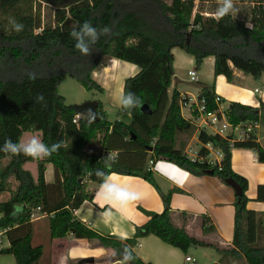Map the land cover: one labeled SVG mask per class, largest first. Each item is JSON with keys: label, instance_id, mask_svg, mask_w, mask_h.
<instances>
[{"label": "trees", "instance_id": "1", "mask_svg": "<svg viewBox=\"0 0 264 264\" xmlns=\"http://www.w3.org/2000/svg\"><path fill=\"white\" fill-rule=\"evenodd\" d=\"M234 3L237 11L217 22L212 18L215 0H0V145L9 138L18 141L27 131L39 132L45 144L64 145L51 156L36 159L35 178L23 168L32 157L0 152V160L7 158L0 167V193L6 190L8 177L16 181L8 199L0 202V229L8 241L0 254H10L15 264H38L41 246L30 244V220L44 215L48 218L49 237L84 238L90 246L113 250L123 264H146L130 247L137 238L149 234L183 253L190 246H204L242 259L243 264H264V242L260 243L264 241V212L246 207V180L230 167L233 149L251 150L260 163H264V149L254 133L244 140L229 141V136L221 138L199 131L197 140L210 142L220 151L221 159L211 168L204 160H189L183 147L193 125L180 114L185 98L175 89L167 93L173 75L172 48L190 56L194 70L211 57L213 79L222 75L229 81L231 68L260 79L264 73V0ZM42 5L51 9L48 22L42 21ZM9 17L24 25L21 32L11 30ZM85 21L98 30L105 26L110 30L91 46L89 56L81 55L74 47L70 34L74 25ZM104 56L138 68L123 80L121 91L134 92L150 112L143 114L139 107L119 109L129 115L128 123L109 122L96 100L99 119L84 124L81 118L74 124L72 105L65 104L57 93L60 78L67 75L86 91L102 92L92 73ZM29 73L36 78L30 79ZM195 85L197 99L202 97L208 110L216 108L213 80ZM38 94L44 97L41 103L36 102ZM225 114L231 124L248 121L264 126L261 102L254 107L231 101ZM93 143L98 150L88 149ZM106 153H114L115 157L109 159ZM205 154L203 148L198 150L199 157ZM147 161L169 162L195 176L208 175L211 169V175L223 184L226 178L237 183L241 194L238 201L236 197L233 201L229 245L197 239L183 225L175 224V213L168 207L171 191L160 193L163 210L150 213L142 225L135 226L131 238L100 235L74 217L76 208L91 198L89 184L94 188L102 184L97 169L107 175L140 177L158 190L150 169L144 167ZM45 164L52 166L51 182L44 180ZM254 201L264 202V180L256 186ZM204 223L202 219V232H213V227H205ZM126 252L133 257L127 262L123 259Z\"/></svg>", "mask_w": 264, "mask_h": 264}, {"label": "crops", "instance_id": "2", "mask_svg": "<svg viewBox=\"0 0 264 264\" xmlns=\"http://www.w3.org/2000/svg\"><path fill=\"white\" fill-rule=\"evenodd\" d=\"M171 53L173 56V75L167 93L169 94L172 89H175L182 96H196L197 87L195 86L193 91H189L186 85L189 82L178 76L175 67L177 59H182L185 54L183 55V52H179L177 48H172ZM205 59L210 60L212 63L211 57ZM186 61L191 63L192 58L186 56ZM137 71L138 68L133 64L104 56L100 66L93 71L92 78L107 94L108 88L111 87L121 91L123 80L134 75ZM206 80L207 83L204 84H209L213 80L214 93L220 98L219 105L221 108H226L227 103L231 101L254 107L258 106L259 102L264 105V73L260 79L255 80L251 76L231 68V79L229 81L222 75H217L213 79L212 71ZM196 82H200L197 77ZM105 102L107 103V101ZM100 104V110L106 116L102 102ZM222 104L225 106H222ZM184 111L186 110L181 109L180 114L185 118L187 113H184ZM124 115L126 120L118 117L119 119L116 118L114 121L128 123L129 115L126 113ZM261 126L258 124L254 135L259 146L264 149V144L261 141L264 134L262 137H257ZM262 127L264 128V126ZM193 139L195 140L194 134ZM147 162L145 168H147ZM5 163V160L1 159L0 167ZM230 167L234 173L246 180L245 195L249 199L246 207L256 213L264 212V202L254 201L256 186L264 180V163L258 162L254 152L249 149H233L230 156ZM150 171L158 190L140 177L116 173L109 175L114 176L117 183L125 185L129 190L140 194L139 199L124 204L109 199L101 191V184L94 188L93 184L90 183L88 189L91 188L89 191L91 192V198L83 201L76 208L74 217L100 235H114L120 239L131 238L135 226L142 225L148 219L150 213H159L163 210L164 205L160 193L165 194L167 191H171L168 207L170 211L175 213L173 216L175 224L183 225L188 232L192 228L195 230L197 225L200 226L203 219L204 226L211 225L213 232L208 233L210 239L206 237V234L201 240L214 242L222 246L230 244L234 193L229 186L223 184L215 176L209 174L191 175L174 164L165 161H156ZM29 173L32 178L36 177V169L35 176L33 172ZM50 175L53 176L52 168L50 170V164H45L43 173L45 182H51ZM3 195H6L7 199L9 197V194L5 191L0 193V202L7 200L3 198ZM180 212L184 214L180 215ZM30 228V244L41 246L38 264H123L113 250L90 246L84 238H74L72 236L49 237L47 216L38 215L33 217L30 220ZM0 247L2 249L8 247L3 229H0ZM130 248L146 264H180L181 260L188 262L184 260L186 255H181L178 248L167 245L150 234L137 238L136 244ZM93 259L95 260L94 263H90ZM0 264L15 263L10 254L1 253Z\"/></svg>", "mask_w": 264, "mask_h": 264}, {"label": "rangeland", "instance_id": "3", "mask_svg": "<svg viewBox=\"0 0 264 264\" xmlns=\"http://www.w3.org/2000/svg\"><path fill=\"white\" fill-rule=\"evenodd\" d=\"M243 1H247V0H243ZM204 5L209 6L210 3L204 4ZM40 11H41L42 21L48 22V20L51 19V9H49L47 6L42 5V7L40 8ZM177 50L179 52H182L178 48H177ZM184 54L185 53L183 52V55ZM186 56L188 57V55L185 54L184 57H182V59H179V60L177 59V61L175 62V67H176L178 76L180 78H182L183 80H187L189 82L188 84L186 83L189 91H193L194 87L196 86L195 84L197 83L196 77L200 81V83H207L206 79H208L209 75H211L212 63L208 59L203 60L202 63L199 65L198 69H195V81L190 82L188 80V77L186 76L185 72L187 70L194 69V64H193V61L191 63H188L186 61ZM120 92L121 91L117 90L116 88H112V87L108 88L107 94L104 93L103 91L102 92H97L95 90L86 91L73 78H71L67 75L62 76L60 78L58 85H57V93L63 97L65 104L73 105V104H78L81 102L93 101V100H95V101L98 100V101L102 102V105L104 106V110H105V114H106L105 117L110 122H113L118 117L121 118L122 120L123 119L126 120L124 113H122V112L119 113L118 107H116V105L114 104L113 95L115 94V96H116ZM105 101H107V103ZM109 103H110V106H109ZM222 106H225V105L222 104ZM184 113H185V111H184ZM192 131L193 132L191 133L190 137L187 138L185 141V145L183 147V150L185 148H187L188 146L192 147L193 144L195 146V141L193 139L194 127H193ZM263 132H264V128L261 126L258 130V136L257 137H262V135L264 134ZM32 136H37L39 138V132H37V131L22 132L20 134L18 141L27 140ZM261 141L264 144V136L262 137ZM94 148H97V150L99 149L98 145H96L95 143L88 146V149H90V150H93ZM3 160H5V162H7V158H4ZM23 167L27 171L33 172V174L35 176L36 159L32 158L31 160L26 161L23 164ZM51 168H52V166L50 165V170H51ZM51 176L52 175H50V180L52 181L53 176L52 177ZM7 180L5 182V187H6L5 192L7 194H9L15 189L16 181L13 179L12 176L8 177ZM88 190L90 191L91 188ZM3 198L7 199L6 195H3ZM193 229L194 228H192L191 230H188L189 235H191L192 237H195L197 239H202V238H204L203 236L206 234H207L206 237L210 236L208 233L201 232L202 231L201 230V224H200V226L197 225L195 227V230H193ZM210 238L211 237H208V239H210ZM263 242L264 241L262 239L260 243H263ZM179 252L181 255L184 254V255L189 256L190 258L193 259V261H190V262H183V260H181L183 262V264H213V263H217V264H243L242 259L232 257L231 255L219 254L211 247L190 246V247H188V249L186 250L185 253H183L180 250H179ZM182 262H180V264Z\"/></svg>", "mask_w": 264, "mask_h": 264}, {"label": "clouds", "instance_id": "4", "mask_svg": "<svg viewBox=\"0 0 264 264\" xmlns=\"http://www.w3.org/2000/svg\"><path fill=\"white\" fill-rule=\"evenodd\" d=\"M215 3L216 10L212 18L217 22L225 16L231 15L237 11L234 0H215ZM8 23L11 25V30L17 33L21 32L24 28L22 23H18L16 19L12 17H9ZM109 31L107 26L98 30L90 22L85 21L83 24L74 25L70 34L75 41L74 47L81 55L89 56L92 53L91 46L96 43L101 35L107 34ZM29 78L35 79L36 75L34 73H29ZM113 99L116 107L121 110H131L133 108L142 107L140 98L131 91H121L118 95L114 96ZM43 101V95L38 94L36 96V102L41 103ZM62 146H64L62 142L51 145L45 144L37 136H32L27 140L16 142L9 138L0 145V152L13 156L23 154L33 159H43L57 152ZM96 175L102 179L101 191L109 199L124 204L140 198L138 192L131 191L127 186L117 183L114 176H109L99 169L96 170ZM123 259L125 262L133 259L131 252H126Z\"/></svg>", "mask_w": 264, "mask_h": 264}, {"label": "built area", "instance_id": "5", "mask_svg": "<svg viewBox=\"0 0 264 264\" xmlns=\"http://www.w3.org/2000/svg\"><path fill=\"white\" fill-rule=\"evenodd\" d=\"M186 76L190 82L195 81V71L194 69L187 70ZM185 101L181 103L180 109H185L187 116L186 119L194 127V137H195V146L194 144L188 146L183 150V154L189 159H199L204 160L206 164L211 168L214 165H217L219 160L221 159V153L218 149L212 147L210 142L200 143L197 140V132L203 131L208 135H216L221 138H226L229 136V141H239L244 140L248 134L254 133L255 129L258 126L256 122H248L241 121L236 124H231L227 120L225 114V108L220 107V98L215 95L214 102L216 103V108L213 110H208L206 108L205 100L201 97L197 99L196 96H186L183 95ZM82 116L79 114H73L71 118V122L74 124L78 123V120L81 119ZM203 148L206 151L205 156L199 157L198 150ZM107 158L112 159L115 157L114 153H106ZM154 163L151 161L147 162V169H151ZM1 248V247H0ZM185 261H193L189 256L184 257Z\"/></svg>", "mask_w": 264, "mask_h": 264}, {"label": "water", "instance_id": "6", "mask_svg": "<svg viewBox=\"0 0 264 264\" xmlns=\"http://www.w3.org/2000/svg\"><path fill=\"white\" fill-rule=\"evenodd\" d=\"M96 108H97V102L95 100L85 101L72 105L73 113L81 115L84 124H91L99 119V115L96 111ZM139 110L143 114H149L150 112L148 107L144 104L142 105V107H139ZM206 173L211 175L212 170L210 169ZM224 184H226L233 190L234 197H236V201H238L239 196L241 194V190L237 185V183L231 178H226L224 179ZM213 264H217V263H213Z\"/></svg>", "mask_w": 264, "mask_h": 264}]
</instances>
